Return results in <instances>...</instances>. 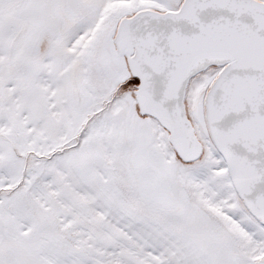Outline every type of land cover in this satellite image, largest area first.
Masks as SVG:
<instances>
[{"label": "snow or ice", "instance_id": "snow-or-ice-1", "mask_svg": "<svg viewBox=\"0 0 264 264\" xmlns=\"http://www.w3.org/2000/svg\"><path fill=\"white\" fill-rule=\"evenodd\" d=\"M0 264H264V0H0Z\"/></svg>", "mask_w": 264, "mask_h": 264}]
</instances>
